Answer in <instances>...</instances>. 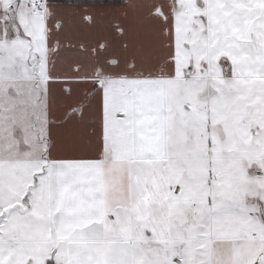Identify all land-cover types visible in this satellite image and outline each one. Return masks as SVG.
<instances>
[{"label":"snow or ice","instance_id":"obj_1","mask_svg":"<svg viewBox=\"0 0 264 264\" xmlns=\"http://www.w3.org/2000/svg\"><path fill=\"white\" fill-rule=\"evenodd\" d=\"M193 6L182 99L140 72L114 120L49 133L39 160L0 146V264H161L178 247L165 264H264L230 203L237 163L264 159V0Z\"/></svg>","mask_w":264,"mask_h":264},{"label":"crops","instance_id":"obj_2","mask_svg":"<svg viewBox=\"0 0 264 264\" xmlns=\"http://www.w3.org/2000/svg\"><path fill=\"white\" fill-rule=\"evenodd\" d=\"M46 1L47 73L36 75L46 88V138L51 133L53 139H67L82 126L95 124L106 112L110 82L128 83L140 72L162 80L171 77L165 70L169 64L173 70L175 53L167 0ZM235 218L258 229V248L264 246L263 229L253 212H235Z\"/></svg>","mask_w":264,"mask_h":264},{"label":"rangeland","instance_id":"obj_3","mask_svg":"<svg viewBox=\"0 0 264 264\" xmlns=\"http://www.w3.org/2000/svg\"><path fill=\"white\" fill-rule=\"evenodd\" d=\"M1 1L0 146L11 145L10 155L13 157L39 160L45 155L43 148L48 119L42 95L46 89L45 82L36 79V75L38 72L43 76L47 73L45 51L48 22L44 13L30 9L31 0ZM44 1L47 9V1ZM167 2L173 21V28L168 30L175 51L170 62L175 60L177 67H186L194 55L192 45L198 36L199 22L193 18L197 9L193 6L194 0ZM170 68V64L165 68L171 75L166 79L170 84V94L175 100H180L190 89L185 79L175 78L174 67L172 71ZM116 85L110 82L105 94V114L109 120H114V114L128 91L129 82ZM259 168H264V159L260 157H254L246 166L237 163L238 175L232 185L230 203L234 212H253L264 234V175L257 174ZM183 251L179 247L167 253L162 251L161 264H165L175 253L180 255Z\"/></svg>","mask_w":264,"mask_h":264},{"label":"built area","instance_id":"obj_4","mask_svg":"<svg viewBox=\"0 0 264 264\" xmlns=\"http://www.w3.org/2000/svg\"><path fill=\"white\" fill-rule=\"evenodd\" d=\"M31 5L36 13H45L47 10L44 0H31Z\"/></svg>","mask_w":264,"mask_h":264},{"label":"flooded vegetation","instance_id":"obj_5","mask_svg":"<svg viewBox=\"0 0 264 264\" xmlns=\"http://www.w3.org/2000/svg\"><path fill=\"white\" fill-rule=\"evenodd\" d=\"M30 6V5H29ZM11 9V8H10ZM30 9L32 10V11H34L32 8H31V6H30ZM35 12V11H34Z\"/></svg>","mask_w":264,"mask_h":264},{"label":"trees","instance_id":"obj_6","mask_svg":"<svg viewBox=\"0 0 264 264\" xmlns=\"http://www.w3.org/2000/svg\"><path fill=\"white\" fill-rule=\"evenodd\" d=\"M59 1H66V0H59Z\"/></svg>","mask_w":264,"mask_h":264},{"label":"water","instance_id":"obj_7","mask_svg":"<svg viewBox=\"0 0 264 264\" xmlns=\"http://www.w3.org/2000/svg\"><path fill=\"white\" fill-rule=\"evenodd\" d=\"M36 66V65H35ZM36 68V67H35Z\"/></svg>","mask_w":264,"mask_h":264}]
</instances>
